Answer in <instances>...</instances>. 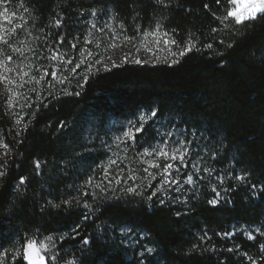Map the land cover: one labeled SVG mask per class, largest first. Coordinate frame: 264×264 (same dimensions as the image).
I'll list each match as a JSON object with an SVG mask.
<instances>
[{"label":"trees","instance_id":"16d2710c","mask_svg":"<svg viewBox=\"0 0 264 264\" xmlns=\"http://www.w3.org/2000/svg\"><path fill=\"white\" fill-rule=\"evenodd\" d=\"M231 7L229 0H0V12L7 8L9 14V21L0 18V51L29 72L15 107L0 89V139L8 146L0 156L7 166L0 178V264H29L25 234L49 244L44 250L48 264H140L141 259L145 264H264L263 236L249 239L237 230L258 225L264 231V24L238 36L243 29L231 20L224 28L216 19ZM92 9L111 11L129 35L162 23V31L177 41L176 53L190 34L196 46L156 63L97 67L64 83L50 75L40 84L31 81L45 69L53 72V53L70 48ZM209 43L212 48L204 47ZM76 91L79 96L65 94ZM152 109H158L157 116L149 118ZM141 115L145 131L137 134V142L116 141L125 125H139ZM173 127L192 140L200 172L214 170L210 180L196 175L195 185L184 182L196 173L191 158L178 167L179 186H165L155 196L157 180L136 187L139 194L123 192L134 187L123 180L85 183L101 173L111 153L126 148L134 155L130 149L164 140L162 128ZM245 173V181L234 178ZM20 177L26 178L22 185ZM217 192L219 203L210 205ZM64 200L72 206L57 209L48 203ZM125 231L134 234L135 243L128 242ZM147 247L156 252L141 257Z\"/></svg>","mask_w":264,"mask_h":264},{"label":"rangeland","instance_id":"374dc122","mask_svg":"<svg viewBox=\"0 0 264 264\" xmlns=\"http://www.w3.org/2000/svg\"><path fill=\"white\" fill-rule=\"evenodd\" d=\"M95 25V27H93ZM108 25H111L112 27H107ZM100 29H103V32L100 31ZM113 29H115V33L118 36L116 39H112L113 37ZM91 30V34L90 31ZM154 29H151L150 31H141L138 33V35H129L127 32L120 28V25H117L114 19V16L111 11H107V13H102L99 11H96L95 15H90L86 18L84 26L82 28L81 33L79 34L77 40L73 42L71 45L75 44L76 47L70 46L66 50H60L55 51L52 56L56 55L58 52L60 56L53 60L51 58V65L53 67V72L57 73V76L55 77L56 80L60 77L67 76L68 80H75L79 78L80 76L88 73L86 72L87 65L85 63L81 64V67L77 69L75 73L70 71L71 67H74V64L77 60H80L81 53H84L83 60H86L88 62H95L96 60H99L100 63L95 64V67L92 68L91 72L97 68V67H103L105 68V65L107 68L112 66H117L121 63H125L127 61L130 62H136L139 61V63H156L159 61L169 60L174 58L172 53H176L177 47L171 43L168 45L164 44L165 37H159V43L156 42L157 38L152 36L150 33ZM3 28H0V36L3 34ZM149 33L148 36H145L144 33ZM127 35L129 37H134L135 39H132L131 41H126L123 39V37ZM168 38V37H167ZM169 39V38H168ZM0 40V46H1ZM114 45V46H113ZM151 49V50H149ZM92 52V56H88L87 53ZM127 57V59H125ZM0 60H3L7 63V66L9 68H13V72L5 73L6 76L9 77V79L15 80L16 85L20 84V79L18 76V73L22 74L24 71L20 67H18L15 63L12 61H7L4 54L0 51ZM64 60H72L73 64L68 65L65 64ZM137 63V62H136ZM2 71V69H0ZM25 83L22 88L16 87V85L8 84L7 81L0 82V89L4 90L6 94L8 95V98L12 96V93L7 92V88L11 87L13 88L14 92L22 93L23 90H25V86L27 85V82L29 81L28 76L24 77ZM19 96L13 97L14 100H18ZM129 124L125 125L119 136H122V133L124 130L127 129ZM161 136L162 139L160 142L155 143L154 145H148L142 148L139 151L137 150V146L130 149V151H134V155L130 154L128 150L125 148V151L122 150L117 153H111L106 162L102 165V171L98 174H93L92 179L96 181H107L105 179V170H107V173L109 174V178L113 182L118 181H125L128 184L134 185V187H146L149 184L153 182V180H157L158 183H160L161 175L159 174L163 170V166L166 163L173 164V168L170 169V172L172 173V178H178L181 180V171H178V167L181 164L179 160H171L168 158H160L153 156H145L141 157L139 154L144 151L145 148L151 149L152 147L159 146L163 141L167 140L169 142L170 147L175 146V141L181 139L180 137V131L175 127L171 128L168 132L167 129L162 128L161 130ZM172 133L173 135L168 136L167 134ZM118 137V136H116ZM115 137V138H116ZM117 141V140H116ZM119 142H124L123 140ZM5 145L4 141L0 139V156L5 153L6 149L3 147ZM191 155L186 157L185 162H188L189 159H194V163L197 161L195 158L197 155H194L192 153L193 148L191 147ZM109 160H116L117 163L115 165H110ZM147 161H152L156 164L160 165V168H151L149 167ZM198 163H196L197 165ZM200 167V166H199ZM147 168L148 172H145L144 169ZM192 172V171H191ZM151 173V175H149ZM191 174V173H189ZM195 176L197 175V178L199 180L202 179H209L213 176H215V172L211 173H205V172H199V173H192ZM155 176V179L152 178V176ZM123 177L124 179H121ZM132 177H135V179H132ZM214 179V178H213ZM215 180V179H214ZM181 182V181H180ZM176 183H168L164 185L165 186H175ZM179 186V185H177ZM177 188V187H176ZM260 228L262 232L263 229L256 225V226H241L237 228V230H241L248 236V233H252V235L256 238L259 232H256L255 229ZM125 235L127 237V240L129 243H135L136 239L133 233H130L129 231H125ZM263 237V243H264V235ZM38 243H47L46 241H37ZM44 251V249H42ZM27 262L31 264V262L26 258Z\"/></svg>","mask_w":264,"mask_h":264},{"label":"snow or ice","instance_id":"6c2138e0","mask_svg":"<svg viewBox=\"0 0 264 264\" xmlns=\"http://www.w3.org/2000/svg\"><path fill=\"white\" fill-rule=\"evenodd\" d=\"M164 0H157V3H163ZM215 2L217 4H219L221 2V0H215ZM229 2L231 3L232 7L228 10H226V13L223 16H217L216 19L219 21V23L221 25H223L224 28H228L229 27V21L231 20V23L235 26H239L240 29H243L244 31H240L239 29L237 30L236 34L238 36H243L245 34L246 31L253 29L257 24H264V0H229ZM205 8H208L209 5L208 4H204L203 5ZM25 11H28L27 8H25ZM96 9H92V14L95 15L96 14ZM12 15H15V13H13ZM215 15V14H214ZM0 18H2L4 21H9V14H8V9L4 8V10L2 12H0ZM57 26L61 25V20L57 19L55 21ZM22 25L18 24L16 25V28H21ZM93 27H95V25H93ZM107 27L111 28V25H108ZM16 28L12 29V32L15 33ZM120 28L123 29L124 25L121 22L120 23ZM163 29V24L158 22L154 28V30L150 33L152 36L156 37L157 40L156 42L159 43V37H165L164 39V44L168 45L169 43L175 45L177 43V41L175 39H168L167 37H169L170 33L167 31H162ZM223 29H217V28H213L211 29L212 32H217V31H221ZM90 34H91V30ZM101 32H103V29H100ZM173 32H175V30H172ZM145 36H148L149 33L145 32L144 33ZM118 38V36L115 33V29H113V37L112 39H116ZM63 37H60V42H63ZM124 40L126 41H131L132 39H135L134 37H129L127 35H125L123 37ZM0 40H4L3 36H0ZM5 43H7V41H4ZM197 41L192 39L191 34L189 35V38L187 40V42L184 45V48L181 49L178 53H172V55L175 57L176 55L179 56H184L186 52H190L193 50V48H195ZM235 41H233L231 44H228L227 46L230 48L234 45ZM72 47H76L75 44L71 45ZM114 46V45H113ZM204 47L207 48H212L213 45L211 43L204 45ZM15 51H20L19 49H14ZM151 50V49H149ZM199 50V49H197ZM88 56H92L93 53L92 52H88L87 53ZM60 56V54L57 52L56 55L52 56L51 58L53 60L57 59ZM84 53H81V57L83 58ZM77 60L74 64V67L70 68V71L75 73L77 71V69H79L81 67L82 63H85L87 65L86 68V72L90 73L92 68L95 67V64L100 63L99 60H96L95 62H88L86 60L83 59ZM125 59H127V57H125ZM7 61H11L12 57L8 56L6 58ZM65 64L71 65L73 64L72 60H64L63 61ZM137 63H139V61H136ZM178 61L176 59L172 60V63H177ZM29 68H31V65L28 66ZM0 69H2V71H0V82L3 81H7L8 84H12V85H16V81L9 79L8 76L5 75V73H9V72H13L14 69L13 68H9L7 66V63L3 60H0ZM107 69V66L105 65V70ZM97 71H99V69H97ZM52 76V77H56L57 73L56 72H51L49 73L48 70H43L39 76V78H37L36 76H32L31 77V81L35 82L36 84H40L41 81H45L47 76ZM19 79H20V84L16 85V87L18 88H22L24 86L25 80L24 77L29 76V72L27 71H23L22 74L18 73ZM68 79L67 76H61L60 77V82L64 83L66 82ZM84 79V83H87V78L86 76L83 78ZM48 83L50 84V81H48ZM79 87H83V84H80ZM31 91L33 93L36 92V88H32ZM7 92L8 93H12V96L9 97L6 101V103L10 106V107H15V102L13 97L16 96H20L21 93L19 92H14L13 88L9 87L7 88ZM66 95H76L79 96L80 92L76 91L74 93H68L65 92ZM48 95L52 96L53 93L49 90L48 91ZM25 105H20L21 108H23ZM29 107L31 105H28ZM157 112L158 109H152L150 112V117L149 118H154L157 116ZM22 118H18L17 119V123L19 124L21 122ZM145 124H146V117L144 115H141L139 117V125L137 126L136 124L133 123H129V126L127 127L126 130L123 131L122 136H118L116 137L117 141H121L123 140L125 143L127 142H131L132 144H135L137 142V134L138 133H143L145 131ZM61 128L64 127L63 124L60 125ZM24 131L27 130V127L25 126ZM19 134V133H18ZM168 136L173 135L172 133L167 134ZM183 133H181V137H182ZM192 135L195 136L196 133L195 131L192 132ZM192 144V140H184L183 138L175 141V146L174 147H170L169 142L167 140L163 141L159 146L157 147H152L151 149H147L145 148L143 152H141L139 155L141 157H145V156H153L155 155L156 157H160V158H168L171 159L173 161L175 160H179L181 162V164L183 165L185 162L186 157H188L189 155H191V148L190 145ZM3 147L5 149H7V145H3ZM216 153H213V158H215ZM117 163L116 160H109V164L110 165H115ZM149 167L151 168H160L159 164H156L152 161H147ZM36 167L39 168L40 167V162L36 161L35 162ZM6 164H0V178H3L6 175V171L3 169H6ZM192 167L195 169L196 173H199L201 171V169L195 164H192ZM173 168V164L171 163H166L163 166V170L162 172H160L159 174L161 175V180L160 183L158 184V186L156 187V189L152 192V196H155L157 194V192H160L163 188L165 184L168 183H176L177 185L180 184V180L178 178L173 179L172 178V173L170 172V169ZM178 170V169H177ZM145 172H148V169L145 168L144 169ZM214 170L208 167L203 168V172L205 173H211ZM105 179L108 180V184L111 185L113 183V181L109 178V174L107 173V170H105ZM151 175V173L149 174ZM247 173L243 174V175H239L234 177L236 180L238 181H245L246 177H247ZM153 179H155V176H152ZM121 179H124L123 177H121ZM132 179H135V177H132ZM217 179L220 181V183L224 182V177H217ZM26 181L25 177H20L19 180V184H24ZM184 182L189 184V185H195L196 180L194 179V174H187L184 177ZM86 184L91 185L93 183V180L91 177H89L86 181ZM148 186H151L150 184ZM95 187L98 188H102V190L104 191H108V188L106 186H103L102 184H97L95 185ZM251 187L253 189L257 188V185H251ZM261 191H264V185L260 186ZM125 193H133V194H139L138 190L136 187H127L125 189L122 190ZM176 191H180V188L177 187ZM213 191H215V187H213ZM84 195L87 196L88 192L85 191ZM149 199H151V197H149ZM186 197H185V202H186ZM49 205H51L52 207H55L57 209L61 208L62 205H67L69 207L72 206L73 202L71 200H64L61 203H54L52 201L48 202ZM160 203H164L163 200L160 201ZM208 203L210 205H217L219 203V192L216 193V198H213L211 200L208 201ZM76 206H79V201H77ZM84 207H90V205L85 201L84 202ZM177 215H180V213H177ZM87 218V217H85ZM256 232H259L261 235H264V232L261 231L260 228L255 229ZM231 233H225L224 235H230ZM248 237L249 239H254L255 237L252 235V233H248ZM25 239H26V244L23 246V253L24 256L31 262V264H48V257L45 255V251H42V249L44 250H48L49 249V244L48 243H38L36 239H30L27 237V234H25ZM48 241L52 240V237H47L46 238ZM203 239V237H202ZM85 243H88L87 240L84 241ZM259 247L264 250V243L260 244ZM196 246H193V250H195ZM229 251H233V249H229ZM156 252V249L153 247H147L144 249L143 252H141L139 255L141 257H144L146 254L147 255H151L153 253ZM245 257L252 261V257L249 256L247 253H244ZM57 259V257L55 255H53L51 257L52 261H55ZM140 264H145L144 259H141ZM253 264H256L255 261H253Z\"/></svg>","mask_w":264,"mask_h":264}]
</instances>
